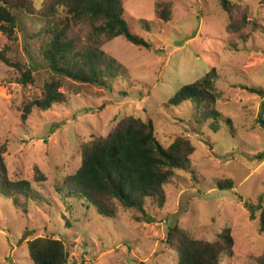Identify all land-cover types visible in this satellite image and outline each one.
<instances>
[{
	"label": "rangeland",
	"instance_id": "374dc122",
	"mask_svg": "<svg viewBox=\"0 0 264 264\" xmlns=\"http://www.w3.org/2000/svg\"><path fill=\"white\" fill-rule=\"evenodd\" d=\"M33 1L36 13L16 12L20 23L13 38L0 31V54L9 61L0 58V147L10 177L30 181L44 200L24 212L0 196V264H33L28 240L46 236L66 241L71 263L177 264V253L166 242L172 223L207 241L230 229L234 252L219 264H264L260 213L251 220L243 203L264 206V159L258 158L264 152V99L244 88H264V0H236L248 15L239 33L228 28L219 0H124L125 20L135 35L152 43L151 50L122 36L104 38L98 44L123 67L121 79L108 89L61 79L67 102L48 111L35 108L25 119L24 106L43 97L52 79L39 51L44 40L36 35L47 25L37 13L44 0ZM164 9L169 17L163 19ZM90 30L74 23L69 34L81 45L95 44ZM213 68L222 114L217 132L201 106L168 105L182 86ZM28 69L35 81L24 85ZM129 116L152 120L164 148L180 135L196 147L190 169L178 170L166 187L165 206L147 200V220L118 206L111 220L84 200L66 202L58 187L81 166L83 144L107 136ZM229 179L234 188L219 189L218 183Z\"/></svg>",
	"mask_w": 264,
	"mask_h": 264
},
{
	"label": "trees",
	"instance_id": "16d2710c",
	"mask_svg": "<svg viewBox=\"0 0 264 264\" xmlns=\"http://www.w3.org/2000/svg\"><path fill=\"white\" fill-rule=\"evenodd\" d=\"M123 1L44 0L37 13L47 25L41 27L36 35L44 40L39 51L52 79L46 82L43 97H35L24 106L25 119L35 108L48 111L54 105L67 102L66 95L59 90L61 79L69 78L106 89L111 87V81L121 79L123 67L108 58L98 44L104 38L110 40L122 36L136 46L151 50V42L131 31L124 18ZM219 4L228 14V28L239 33L248 22L246 8L236 0H219ZM36 11L33 0H0V31L13 38L20 23L16 12L34 14ZM160 16L168 18L169 10L160 11ZM74 23L88 24L90 38L95 44L81 45L71 37L69 29ZM0 58L9 63L4 53ZM22 76L24 85L35 81L31 69L23 72ZM217 79V71L213 68L201 79L182 86L168 105L180 106L191 102L201 106L207 118L215 120L216 123L210 127L217 132L221 128L219 118L222 116L216 108L220 97ZM244 88L264 99V88ZM224 120L232 124L230 118ZM195 151L192 141L183 135L164 148L156 137L152 120L129 116L123 118L107 136L95 137L83 144L81 166L74 175L63 180V186L58 190L66 202L84 200L104 218L115 219L118 206H122L140 212L147 220V200H152L158 208L165 206L166 187L178 176V170L190 169L191 156ZM4 152L5 148L0 147V196L13 200L18 208L28 212L31 203L39 204L44 198L32 189L30 181L10 177ZM258 158L263 160L264 152ZM37 178L40 181L45 179L43 175ZM218 184L221 190L234 188L231 179ZM260 198L262 200L264 196ZM239 199L243 201V197L239 196ZM243 203L251 220H256L257 213H260L261 230L264 231L262 203L254 205L249 200ZM166 242L177 253V264H219L221 257L233 254L235 246L230 229L223 230L216 240L207 241L193 238L177 223L169 225ZM28 249L33 264H84L71 263L66 241L54 236L28 240Z\"/></svg>",
	"mask_w": 264,
	"mask_h": 264
}]
</instances>
